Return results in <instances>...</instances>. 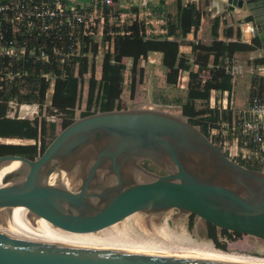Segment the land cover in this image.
Instances as JSON below:
<instances>
[{
  "label": "water",
  "instance_id": "water-1",
  "mask_svg": "<svg viewBox=\"0 0 264 264\" xmlns=\"http://www.w3.org/2000/svg\"><path fill=\"white\" fill-rule=\"evenodd\" d=\"M227 4L250 12L264 43V0ZM19 206L31 221L53 226L0 228V264H264L112 227L135 213L160 219L173 210V218L194 214L204 228L264 241V170L236 161L186 116L163 109L75 117L39 156L1 155L0 211L11 217Z\"/></svg>",
  "mask_w": 264,
  "mask_h": 264
},
{
  "label": "trees",
  "instance_id": "trees-1",
  "mask_svg": "<svg viewBox=\"0 0 264 264\" xmlns=\"http://www.w3.org/2000/svg\"><path fill=\"white\" fill-rule=\"evenodd\" d=\"M12 1H20L27 5L40 3L43 0H0V5ZM52 2L53 0H46ZM120 3L121 0H113ZM177 19L168 25V33L146 35L145 24L135 20L123 27H109L106 22L103 31V46L106 47L103 56L102 78L96 76L97 67L95 56L99 52V43L94 40V28H85L84 23H78L74 29L65 24L61 28L42 30L38 20L29 25L24 20L16 25L10 18L14 10L0 12V137L2 138H43V151L57 135V123L54 120L42 121L8 116L11 103H37L40 112L43 111L51 89V106L64 114L63 128L76 117L77 108L81 104L85 74L90 73L89 95L85 110L81 116L98 111L121 109L120 94L124 87V71L127 68L126 58H131L130 89L134 97L136 84L144 76L145 68L141 59H146L153 51L162 53V65L167 69L166 82L175 87L178 83L181 69L191 70V83L184 95L174 100L182 108V114L190 122L199 126L216 144L223 141L222 130H229L226 137L229 140L239 138L241 143H247L252 150H256L254 143L248 142L241 130L224 126L231 122L230 113L226 110L210 109L202 116H197L198 100L208 103L212 88L223 90L232 89V74L227 67V60L232 59L239 50L250 49V45L239 42H223L215 39L211 51L198 60L197 71L191 69L185 61L180 60V45L193 28H198L201 22V9L196 3L183 4L177 1ZM66 5V3L63 1ZM101 11L108 17L111 11L118 13L121 8H115L106 3L99 4ZM12 42V43H10ZM12 47L11 54L5 49ZM45 53L43 57L42 53ZM212 58V65L209 66ZM212 69V76H207L209 83L203 84L205 71ZM139 75V78H137ZM211 83V84H210ZM264 98V75H253V89L251 100ZM250 100V101H251ZM208 108V107H207ZM213 125V126H212ZM212 129L218 131L212 134ZM238 133V136L236 135ZM242 136V137H240ZM219 145V146H220ZM7 153L24 155L30 158L39 156L36 145L1 144L0 156ZM264 156V153H263ZM255 164H241L263 169L260 158L255 157ZM227 231V230H225ZM215 235H213V238ZM216 238V237H215Z\"/></svg>",
  "mask_w": 264,
  "mask_h": 264
},
{
  "label": "crops",
  "instance_id": "crops-1",
  "mask_svg": "<svg viewBox=\"0 0 264 264\" xmlns=\"http://www.w3.org/2000/svg\"><path fill=\"white\" fill-rule=\"evenodd\" d=\"M68 8H76L80 11L88 13L89 16L94 18L92 27L98 26V32L103 35L106 22H115V27H123L126 24H131L135 20L141 21L145 24L146 35L152 36L153 34H166L168 33V25L170 22H175L177 19V1L178 0H121L120 3H113L110 5L115 8H122L123 10L115 13L116 10L111 11L108 17L101 11L99 4L104 0H63ZM183 4L196 3L201 9V22L199 27L193 28L186 37L182 38L180 45V60L185 61L192 70L197 71L199 64L198 60L206 56L207 53L212 52V43L215 39L223 42H239L250 45V49L236 51L232 59L227 60V67L232 74V89L223 90L220 88H212L211 95L208 103L203 100L198 102H205L207 110L219 109L220 111H227L230 113L231 122H224L223 125L233 127L234 122L240 115L244 113L249 107L251 100V93L253 89V75L256 73L264 75V43L260 36L261 32L255 27V31L247 30L252 22L251 14L248 10L242 8L230 9L227 0H182ZM129 18V19H127ZM123 23V24H122ZM123 26H122V25ZM110 24V28H111ZM155 55V62L162 65V53L153 51L147 58ZM146 58V59H147ZM209 62V66L212 64ZM146 59H143L146 61ZM203 59V58H202ZM131 58H126L127 73L124 76V85L131 78V64L128 62ZM98 79L102 78L103 61L101 64H96ZM144 66V63L141 64ZM145 67V66H144ZM165 75L167 69L165 68ZM214 72L213 70L211 71ZM212 73L210 77L212 76ZM90 77V73H87ZM85 74V82L88 83L85 90L83 85L84 97L88 98L89 95V77ZM191 70L180 71L178 81L183 87L187 89L191 83ZM208 77H204L203 84L209 83ZM211 84V83H210ZM53 89L50 90L48 95V103H51ZM121 97V95H120ZM86 105V104H85ZM40 106L37 103H11L8 111V116L17 114L19 118L35 120L37 114H40ZM23 114V117L20 116ZM77 114V111H76ZM58 133V129H57ZM2 137H0L1 139ZM8 139V138H7ZM11 139V138H10ZM13 139V138H12ZM21 141V145H36L38 147V154L43 152V138L40 135L38 140L33 138H15Z\"/></svg>",
  "mask_w": 264,
  "mask_h": 264
},
{
  "label": "rangeland",
  "instance_id": "rangeland-1",
  "mask_svg": "<svg viewBox=\"0 0 264 264\" xmlns=\"http://www.w3.org/2000/svg\"><path fill=\"white\" fill-rule=\"evenodd\" d=\"M129 19V18H127ZM111 26H115V22L110 23ZM109 24V27H110ZM123 24V23H122ZM121 24V25H122ZM123 26V25H122ZM98 26L94 27V40L101 45L99 47V52L95 56L96 64H101L103 61V56L106 51V47L103 46V35H101L98 31ZM151 54V53H150ZM155 61V55L147 58L146 61L141 59V64L144 63L145 73L140 82L136 84V91L134 97H131V89H130V81L124 85L121 92V108H131V107H153L158 109L167 110L173 113L182 114V108L180 105L175 104L174 100L177 96L184 95L186 93V88L182 87L181 83L178 81L175 87L169 86L166 82V75H165V68L163 65L159 63L150 62ZM132 59L128 62V64L132 65ZM97 66V65H96ZM128 66V65H127ZM127 69V68H126ZM212 69L205 71V75L210 76ZM127 70L124 71V76L126 75ZM128 74V73H127ZM89 75L87 74V78ZM126 77V76H125ZM139 78V75L138 77ZM86 87L84 86L85 90L87 89L88 83L85 82ZM84 90V89H83ZM85 92H83L84 94ZM82 94V100L80 106L77 108L76 117L81 116V113L85 110L86 98ZM86 95V93H85ZM51 103L46 102L43 111L40 114L35 116L39 117L42 121L44 120H54L57 123L58 132L63 128V119L64 114L52 108L50 105ZM209 112L207 110V105L205 102H198L196 114L197 116L205 115ZM10 115L18 116L17 114ZM23 117V114L20 115ZM213 126V125H212ZM221 132L223 139L222 148L229 154L230 157L235 159L236 161H242L244 163H251L255 164L256 160L255 156L252 154L250 148L247 143H238V149L236 152L230 154L228 147L232 146L235 150L234 140H229L226 138L229 135V130H222ZM212 134L217 135L218 131L212 129ZM238 136V133L236 134ZM242 137V136H240ZM226 141L227 144H223ZM21 141L15 140V138H1V144H22ZM260 164L263 165L264 170V159L259 160ZM78 186V183H70V187L75 189ZM174 211H170L162 216L160 219L156 218L155 216H148L145 213H135L125 219L122 222H119L112 227L123 229L126 231L147 235L155 238H160L168 241H173L180 243L192 250H199L198 252L202 251L205 247L212 248L214 250H218L227 254H232L235 256H243V257H255L264 259V241L258 240L256 237L232 232V231H225V229H221V233H217L216 231L213 233L215 235L214 238H207L204 237L196 228L199 219L194 214H189L183 217L173 218ZM7 218L10 219L11 217L6 214ZM26 219L29 220L30 224L34 227H37L38 219L35 221H31L27 215ZM220 230V229H219ZM148 231V232H147ZM164 231L169 233L172 237H168L164 235ZM213 237V236H212ZM187 244V245H186ZM191 244V246H190ZM204 245V246H203ZM202 249V250H200ZM229 252V253H228Z\"/></svg>",
  "mask_w": 264,
  "mask_h": 264
},
{
  "label": "built area",
  "instance_id": "built-area-1",
  "mask_svg": "<svg viewBox=\"0 0 264 264\" xmlns=\"http://www.w3.org/2000/svg\"><path fill=\"white\" fill-rule=\"evenodd\" d=\"M106 3L111 5L113 0H106ZM8 10H14L15 12L14 16L10 18L14 25L24 20L32 25L33 21L38 20L42 30L61 28L65 24L74 29L78 23H84L85 28H90L94 23V18L89 16L88 13L76 8H68L63 0H53L52 2L43 0L33 5L12 1L0 5V12L5 11L6 17H9ZM247 30L252 32V27L249 25ZM12 47L5 49L6 54H11ZM42 55L45 57L44 52ZM233 128L241 130L248 137V142L257 146L256 150H250L252 154L256 158L264 159V98L251 100L247 110L234 122ZM234 141L235 150L232 146L228 147L230 154L238 149L239 138H235ZM223 144H227V142L224 141Z\"/></svg>",
  "mask_w": 264,
  "mask_h": 264
},
{
  "label": "bare ground",
  "instance_id": "bare-ground-1",
  "mask_svg": "<svg viewBox=\"0 0 264 264\" xmlns=\"http://www.w3.org/2000/svg\"><path fill=\"white\" fill-rule=\"evenodd\" d=\"M14 167L15 166L10 167L7 170H10V169H12ZM4 172H5V170H3L1 172V175H3ZM26 215H27V210L24 207H21V206L14 207L12 209V214H11V218L10 219L7 218L6 211L2 210V211H0V228H38V227H52L53 226L47 220H45L43 218H39L38 221H37V223H38L37 227H34V226H32L30 224L29 220L26 219ZM115 228H116V226H115ZM163 234L167 235L169 238L172 237L166 231H164ZM190 246H191V244H190ZM200 250H202V249H200ZM197 251H199V250H197ZM200 252L201 253H205V254H209V255H213V256H217V257L231 259V260H264V259L255 258V257L235 256V255H232V254H227V253H224V252H221V251H218V250H214V249L209 248V247L208 248L205 247Z\"/></svg>",
  "mask_w": 264,
  "mask_h": 264
},
{
  "label": "flooded vegetation",
  "instance_id": "flooded-vegetation-1",
  "mask_svg": "<svg viewBox=\"0 0 264 264\" xmlns=\"http://www.w3.org/2000/svg\"><path fill=\"white\" fill-rule=\"evenodd\" d=\"M146 166H148L149 168H153L152 166H149L148 162L145 163ZM195 216V215H194ZM199 219V218H198ZM197 230L204 236V237H207V238H213V233L216 231V235L217 233H221L222 230H219L214 224L212 223H208L207 225V228H204L200 222H198L197 226H196Z\"/></svg>",
  "mask_w": 264,
  "mask_h": 264
}]
</instances>
